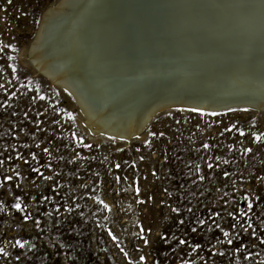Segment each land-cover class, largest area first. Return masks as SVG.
<instances>
[{
  "label": "rangeland",
  "instance_id": "obj_1",
  "mask_svg": "<svg viewBox=\"0 0 264 264\" xmlns=\"http://www.w3.org/2000/svg\"><path fill=\"white\" fill-rule=\"evenodd\" d=\"M56 1L0 0V264H264V110L94 138L19 58Z\"/></svg>",
  "mask_w": 264,
  "mask_h": 264
},
{
  "label": "bare ground",
  "instance_id": "obj_2",
  "mask_svg": "<svg viewBox=\"0 0 264 264\" xmlns=\"http://www.w3.org/2000/svg\"><path fill=\"white\" fill-rule=\"evenodd\" d=\"M69 1L51 2V5L49 4L42 12L49 11L46 19L48 22L43 27L48 23L51 24L53 20L64 13ZM113 1L86 0L83 6L72 15L71 22L67 27L60 31L58 29L53 30L51 33H49V27L43 39L39 41L40 37L35 46L31 45L29 47V45H26L20 50L19 58L32 71L42 72L49 77L51 82L57 85L62 83L72 91L79 105V107L77 106L80 113L78 121L86 127L91 136L94 138L104 136L120 140L118 135H122L121 137L125 139H129L134 135L141 136L142 128L157 109V105H155L156 103L147 105V102H145L140 103L134 110L127 106L124 108L119 97L110 90L108 85L110 80L108 79V82H106L105 77L104 79L100 77L103 69L100 70L99 66L98 68L94 67L92 61H89L90 56L87 54V46L94 45L98 36V47L101 39L105 38L101 34L107 32L105 31L107 29H113L118 23L115 22L116 18L118 19L117 13L111 15L109 10L105 12L107 7L112 8ZM212 1L214 5L218 3L221 7L219 12L223 24H221V28H217V32H227L228 36L224 37L226 42L223 43L218 41L217 43L214 38H212L213 41H205L207 45L206 56H212L214 60H217L216 57L219 54V56L224 55V57L229 54L231 57L234 50L235 55L231 57V60L235 62H233L231 71L223 73L233 78L225 77L224 82L227 83L222 85L223 88L219 91V95L209 96L208 98H223V95L228 92L225 89L228 88L232 89V95L229 96L227 101L235 100L231 98L240 99L242 97L239 103L246 102L259 109L264 106V0ZM44 29H41L40 35L43 34ZM106 38L109 39L102 44L103 48L99 49L98 47L97 52L101 57L102 54L105 56V53L108 54L107 52L113 51L117 36L113 34V37L107 36ZM134 43L135 48L136 46L141 47L140 43L137 44L138 41ZM200 55L204 56L203 54ZM137 56L138 61L132 62L133 64L130 63L129 69L126 68L128 64L125 65L129 77L138 69L147 66L143 62L144 59L141 53H138ZM199 61L201 66L198 65V67H201V72L206 73L205 82L208 81L207 76L212 73L213 68L218 67L219 69V67H222L220 64L218 65V62L213 66L212 62L206 63L203 59ZM118 62L122 63L120 60ZM222 64L224 65V63ZM229 72L230 74H228ZM214 74H217V72H214ZM223 74H221V78L224 76ZM235 80L242 81L236 85L232 83ZM203 87L204 89L201 90L206 91L209 89L206 86ZM212 91L209 90L208 93ZM190 93H193V91ZM196 95L201 94L196 93ZM197 98H193L196 105L208 107L225 102L223 99L202 100ZM173 103L170 101L166 105ZM149 105L153 110L151 108L147 110ZM122 142L126 143L125 141Z\"/></svg>",
  "mask_w": 264,
  "mask_h": 264
},
{
  "label": "water",
  "instance_id": "obj_3",
  "mask_svg": "<svg viewBox=\"0 0 264 264\" xmlns=\"http://www.w3.org/2000/svg\"><path fill=\"white\" fill-rule=\"evenodd\" d=\"M85 1L70 0L67 2L65 12L53 20L51 24L48 23L44 27L43 25L48 22L46 19L49 11L42 13L32 40L28 44L29 47L31 45L35 46L40 37L39 41H41L49 27V33L67 27L71 22L72 15L83 6ZM113 2L112 8L107 7L105 12L109 10L111 15L117 13L118 19L116 18L115 22L118 23L113 29H107L105 30L107 32L101 34L105 38L101 39L98 47L102 49V44L109 39L106 37H113V34H115L117 39L114 49L107 52L108 54L105 53V56L103 54L102 57L99 56L97 36L95 44L87 46V54L90 56L89 61H92L94 67L98 68L99 66L100 70L103 69L100 77L102 79L105 77L106 82H108V79L110 80L107 84L110 86V90L119 97L124 108L127 106L134 110L140 103L147 102V105L156 103L157 109L151 114L145 126L155 115L170 110L199 109V111L221 112L237 107L251 108L254 111L264 110V106L258 109L246 102L239 103L241 96L240 99L231 98L235 100L227 101L229 96L232 95V89L228 88L225 89L228 92L223 95V98H208L209 96L219 95V91L223 88L222 85L227 83L224 82L225 77L229 79L232 77L223 73L231 71L233 62H235L231 60V57L235 55L234 50L231 57L229 54L226 57L224 55L219 56V54L216 57L217 60H214L212 56H206L207 45L205 41H213L212 38H214L216 42L223 43L226 42L224 37L228 36L227 32H217V28H221V24H223L219 12L221 7L218 3L214 5L212 0H114ZM216 2L218 1L216 0ZM43 28H45L44 31L42 30L43 34L40 35ZM136 41H138L137 44H141V47H134ZM138 53H141L144 59L143 62L147 66L138 69L129 77L126 68L129 69L130 63L133 64L132 62L138 61ZM200 59L205 60L206 63L212 62L213 66L218 62V65L220 64L223 68H213V74L209 73L207 76L208 81L205 82L206 73L201 72ZM118 60L122 63L120 64ZM126 64L128 65L125 68ZM198 65L200 66L198 67ZM214 72H217V74H214ZM36 73L43 76L55 87L66 92L76 106L79 107L75 96L67 86L62 83L57 85L51 82L49 77L42 72L37 71ZM221 74L224 75L223 79ZM241 81L235 80L232 83L237 85ZM201 85L209 89L206 91L201 90L204 89ZM209 90H213L210 92L211 94L208 93ZM192 91L193 93H190ZM196 93L201 95H196ZM194 97L202 100L223 99L225 102L208 107L196 105L195 100H193ZM170 101L174 103L166 105ZM149 108H151V105L148 106L147 110ZM151 110L153 109L151 108ZM121 136L118 135V138L125 141L126 144L135 138H141L134 135L129 139H125Z\"/></svg>",
  "mask_w": 264,
  "mask_h": 264
},
{
  "label": "snow or ice",
  "instance_id": "obj_4",
  "mask_svg": "<svg viewBox=\"0 0 264 264\" xmlns=\"http://www.w3.org/2000/svg\"><path fill=\"white\" fill-rule=\"evenodd\" d=\"M194 111H199V109H194ZM215 115V113H213ZM145 143H147V141H145ZM205 147H207V145H205ZM211 167V166H210ZM225 175H227V173H225ZM101 203H103V201H101ZM16 208H19L20 205L19 204H16L15 205ZM28 217L25 216V219H27ZM19 243V242H18ZM181 243H183V241H181ZM141 259H143V257H141Z\"/></svg>",
  "mask_w": 264,
  "mask_h": 264
}]
</instances>
